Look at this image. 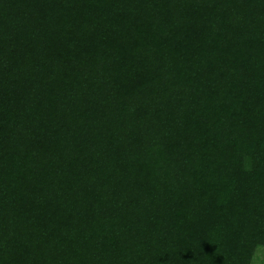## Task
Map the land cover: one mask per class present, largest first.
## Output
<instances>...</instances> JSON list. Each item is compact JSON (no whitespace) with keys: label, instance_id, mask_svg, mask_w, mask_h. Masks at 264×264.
<instances>
[{"label":"trees","instance_id":"1","mask_svg":"<svg viewBox=\"0 0 264 264\" xmlns=\"http://www.w3.org/2000/svg\"><path fill=\"white\" fill-rule=\"evenodd\" d=\"M264 0H0V264H258Z\"/></svg>","mask_w":264,"mask_h":264},{"label":"rangeland","instance_id":"2","mask_svg":"<svg viewBox=\"0 0 264 264\" xmlns=\"http://www.w3.org/2000/svg\"><path fill=\"white\" fill-rule=\"evenodd\" d=\"M255 262L258 264H264V249L260 248L256 254Z\"/></svg>","mask_w":264,"mask_h":264}]
</instances>
